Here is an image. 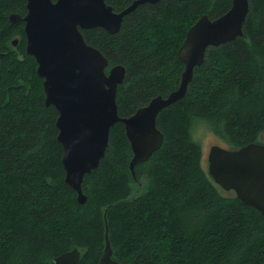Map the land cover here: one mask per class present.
Returning a JSON list of instances; mask_svg holds the SVG:
<instances>
[{
    "label": "trees",
    "instance_id": "trees-1",
    "mask_svg": "<svg viewBox=\"0 0 264 264\" xmlns=\"http://www.w3.org/2000/svg\"><path fill=\"white\" fill-rule=\"evenodd\" d=\"M132 1L106 0L114 10ZM230 5L145 2L114 34L81 29L109 67L126 68L117 89L119 115L177 88L184 65L176 53L188 27ZM10 13L23 16L26 0H0V264H52L74 247L78 264H98L106 228L112 257L124 264H264V215L223 192L203 164L193 130L203 123L226 148L261 142L264 0H249L242 35L207 47L185 95L157 116L161 146L134 174L124 126L111 127L104 157L83 178L85 203L64 180L57 111L45 104L24 22H11Z\"/></svg>",
    "mask_w": 264,
    "mask_h": 264
},
{
    "label": "water",
    "instance_id": "water-1",
    "mask_svg": "<svg viewBox=\"0 0 264 264\" xmlns=\"http://www.w3.org/2000/svg\"><path fill=\"white\" fill-rule=\"evenodd\" d=\"M156 1L133 0L116 11L106 0H26L23 16L9 14L11 22H24L26 52L37 62L45 104L53 105L57 111L64 180L76 192L79 203L86 202L81 184L85 174L96 169L104 157L111 127L117 122L124 126L132 150L129 166L134 174L135 165L146 161L163 142V132L156 123L158 114L185 95L194 68L204 61L207 47L243 34L249 10V0H231L229 8L220 15H201L188 27L177 49V58L184 65L177 88L165 95L157 94L130 115L121 116L116 96L126 68L119 63L109 67L108 58L86 41L81 29L101 27L114 34L124 16L139 4ZM17 41L14 38L13 45ZM207 169L222 189L233 190L242 203L264 215L263 142L239 148L210 145ZM80 254L74 247L56 255L52 264H78ZM98 264H124L112 257L107 228Z\"/></svg>",
    "mask_w": 264,
    "mask_h": 264
},
{
    "label": "rangeland",
    "instance_id": "rangeland-1",
    "mask_svg": "<svg viewBox=\"0 0 264 264\" xmlns=\"http://www.w3.org/2000/svg\"><path fill=\"white\" fill-rule=\"evenodd\" d=\"M194 135L196 138H198L202 146V157H203V164L204 166H207V152L210 147V145L213 144H222L220 139L216 137L209 129H207L203 123H196L194 125ZM261 142L264 143V135L260 139ZM224 193L232 194L234 193L233 190H224L222 189Z\"/></svg>",
    "mask_w": 264,
    "mask_h": 264
},
{
    "label": "flooded vegetation",
    "instance_id": "flooded-vegetation-1",
    "mask_svg": "<svg viewBox=\"0 0 264 264\" xmlns=\"http://www.w3.org/2000/svg\"><path fill=\"white\" fill-rule=\"evenodd\" d=\"M116 11H119V10H116ZM125 17V16H124Z\"/></svg>",
    "mask_w": 264,
    "mask_h": 264
}]
</instances>
